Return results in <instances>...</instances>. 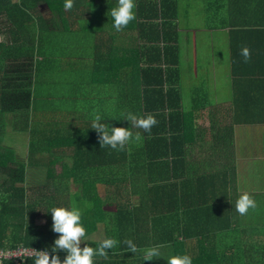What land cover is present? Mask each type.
Listing matches in <instances>:
<instances>
[{"label": "trees", "instance_id": "16d2710c", "mask_svg": "<svg viewBox=\"0 0 264 264\" xmlns=\"http://www.w3.org/2000/svg\"><path fill=\"white\" fill-rule=\"evenodd\" d=\"M51 1L57 4L41 9ZM136 3V19L117 32L110 16L116 6L103 7L100 0H75L71 11H65L64 0H0V35L6 37L0 43V250L22 246L51 252L58 234L50 210L75 204L84 209L86 243L97 247L105 238L121 241L109 250L108 260L97 258L96 264H167L169 257L185 254L192 264H264V222L239 223L235 201L229 203L228 197L235 178L231 169L206 174L188 168L189 136L203 134L196 113L210 102L199 87L190 104L184 100L179 32L166 11L170 4L178 9V1ZM128 31H137L136 64L110 81L111 101L100 113L109 127H131L123 118L129 111L151 113L158 124L151 135L132 129L142 140L116 151L101 148L91 128V102L104 85L76 83L70 65L79 64L98 78L111 77L116 36ZM255 122L264 119L234 121ZM214 126V139L221 143L223 129L216 132ZM232 129L226 130L229 140ZM17 134L24 141L22 156L6 143ZM68 158L73 159L68 173L46 176L49 165ZM28 172L45 174L30 185ZM223 176V182L217 180ZM206 191L209 195L202 196ZM111 205L115 210L107 211ZM41 218L44 224L37 223ZM125 239L141 249L158 245L164 258L143 261L142 253L127 250ZM58 255L66 257L63 251ZM24 264L34 262L27 258Z\"/></svg>", "mask_w": 264, "mask_h": 264}, {"label": "crops", "instance_id": "0c3cea01", "mask_svg": "<svg viewBox=\"0 0 264 264\" xmlns=\"http://www.w3.org/2000/svg\"><path fill=\"white\" fill-rule=\"evenodd\" d=\"M100 1L103 7L117 6V0ZM177 1L178 9L170 4L166 11L179 32L180 87L184 100L190 104L199 87L210 102L207 108L196 113L197 124L203 134L189 136L192 144L186 146V160L191 165L188 168L190 171L216 174L229 167L235 177L233 186L228 188L229 203L235 201L236 204L239 196L247 192L258 205L248 215H239V223L244 226L263 223L264 123L235 124L234 121L264 119V0ZM56 4L55 1L45 2L41 9ZM233 30L236 31L233 34L234 59L231 49ZM136 39L137 31L117 34L113 58L115 70L111 77L103 74L98 78L79 64L70 65L76 83L88 80L93 84L100 82L105 87L95 102L90 101L95 104V108H91V116L96 111L103 113L107 109L105 106L111 101L108 86L110 81L119 79L118 71L135 66L133 49ZM243 47L251 51V60L247 63L240 55ZM126 59L134 62H126ZM87 117L90 116L83 119L87 122L92 120ZM211 123H214L216 132L223 129V142L218 143L214 139ZM231 126L229 140L226 130ZM224 179L225 176L217 180L223 182ZM208 195L207 191L202 193L204 197Z\"/></svg>", "mask_w": 264, "mask_h": 264}, {"label": "clouds", "instance_id": "9594fccd", "mask_svg": "<svg viewBox=\"0 0 264 264\" xmlns=\"http://www.w3.org/2000/svg\"><path fill=\"white\" fill-rule=\"evenodd\" d=\"M74 7L75 0H64L65 11H71ZM136 9V0H117V6L110 11L113 27L117 32L125 30L136 19ZM0 43H6L4 35H0ZM240 55L245 63L251 60V51L248 47H243ZM104 118L105 116L99 111L94 112L91 128L98 133L101 148L109 147L116 151H125L133 141L142 140L141 133L139 131L134 133L132 129H142L144 133L151 135L152 128L158 124V120L151 113L139 115L131 111L127 112L123 118L131 123V127H109L103 122ZM257 206L253 196L245 192L237 199L235 209L240 216H246ZM85 207L91 205L85 202ZM50 212L53 221L52 230L58 234L51 246V252L22 248L16 253L0 251V264L11 258H19L22 261L30 258L34 264H96L97 258L108 260L109 250L115 249L121 243L115 238H105L97 247L86 243L87 230L83 225L84 209L80 206L73 204L71 207H53ZM82 243L83 247H81ZM122 243L128 251L134 254L142 253L143 261L163 257L158 245L141 249L131 239H125ZM61 251L66 253L63 260L58 255ZM167 264H192V257L187 254L171 256L167 259Z\"/></svg>", "mask_w": 264, "mask_h": 264}, {"label": "rangeland", "instance_id": "374dc122", "mask_svg": "<svg viewBox=\"0 0 264 264\" xmlns=\"http://www.w3.org/2000/svg\"><path fill=\"white\" fill-rule=\"evenodd\" d=\"M49 5H46L45 8L43 9H50L48 7ZM6 138V137H5ZM6 143L9 144V146L15 148L17 152H19V156H22L23 153V146H24V141L23 137L20 134H17L15 136H8L6 139ZM68 161V162H67ZM67 161L63 162H55L51 165L48 166V169L46 170V176H54V177H59L61 175H64L69 172V169L71 166H73V159L68 158ZM45 174V172H42ZM39 172H28L27 176V183L32 185L33 183H36L37 181H40L43 177V174ZM99 193L101 194L102 197H104V187L100 186L99 187ZM105 209L107 211H113L115 210V206H106ZM38 224H44L45 219H38L37 220Z\"/></svg>", "mask_w": 264, "mask_h": 264}, {"label": "built area", "instance_id": "2783aa9c", "mask_svg": "<svg viewBox=\"0 0 264 264\" xmlns=\"http://www.w3.org/2000/svg\"><path fill=\"white\" fill-rule=\"evenodd\" d=\"M21 248H22V246H19L18 249H21ZM18 249H15V250H12V251L9 250V251H5V252L16 253ZM22 249H25V250H32V249H27V248H22ZM35 250H36V249H35ZM0 251H3V250H0ZM9 260L13 261L14 264H24L26 259L22 261V260L19 259V258H11V259H9Z\"/></svg>", "mask_w": 264, "mask_h": 264}]
</instances>
